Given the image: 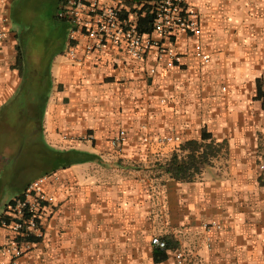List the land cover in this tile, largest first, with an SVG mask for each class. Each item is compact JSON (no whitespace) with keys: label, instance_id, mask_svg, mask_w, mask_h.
<instances>
[{"label":"crops","instance_id":"obj_1","mask_svg":"<svg viewBox=\"0 0 264 264\" xmlns=\"http://www.w3.org/2000/svg\"><path fill=\"white\" fill-rule=\"evenodd\" d=\"M18 1L0 0V220L41 177L53 198L44 237L19 264H178V251L183 264H264V0H185L202 35H153L180 56L174 67L156 49L140 61L114 46L98 64L73 62L64 0L39 27L23 20L35 0ZM102 1L135 21L152 2ZM38 30L49 36L30 40ZM169 133L182 142H158ZM206 134L224 152L193 180L174 179L166 163L187 154L178 146ZM11 164L24 173L7 181L17 187L7 199ZM211 221L225 226L208 232ZM156 236L176 244L162 262ZM13 237L0 225V260L11 261Z\"/></svg>","mask_w":264,"mask_h":264},{"label":"built area","instance_id":"obj_2","mask_svg":"<svg viewBox=\"0 0 264 264\" xmlns=\"http://www.w3.org/2000/svg\"><path fill=\"white\" fill-rule=\"evenodd\" d=\"M155 8V21L149 33H141L137 22L129 15H124L119 7L104 3L102 0H64L58 9V17L69 23L68 49L69 58L78 64L85 60L100 63L101 57L111 46L124 49L129 56L144 60L152 49L158 51L159 58H166L167 67H174L180 56L173 50L162 47L153 35H174L178 31L194 37L203 33L197 12L184 0H152ZM4 34L0 33V40ZM196 54L205 64L211 61L210 55L198 43ZM153 71V70H152ZM127 133L119 130L111 139L113 146L126 142ZM91 140L94 139L92 136ZM159 143L182 142V137L174 133L161 135ZM49 177H41L26 189L24 198L16 205H10V220H0V225L10 228L14 237L9 240L5 250L11 255L10 262L0 260V264H19V260L30 249L29 237L42 239L45 233V220L52 210L53 198L46 192ZM206 231L221 230L225 224L211 221L205 225ZM152 244L159 249H166L167 242L159 237L152 238ZM178 264H183V254L176 253Z\"/></svg>","mask_w":264,"mask_h":264},{"label":"trees","instance_id":"obj_3","mask_svg":"<svg viewBox=\"0 0 264 264\" xmlns=\"http://www.w3.org/2000/svg\"><path fill=\"white\" fill-rule=\"evenodd\" d=\"M156 13L153 5L145 4L138 12L137 25L141 33H149L153 29ZM226 142L211 139L209 134L204 135L203 141L191 140L180 144L178 149L182 152L187 151L186 155L174 154L166 166V171L176 180L191 181L202 173L204 168L212 164L213 159L221 155L226 149ZM21 194L17 199L12 200L6 209V218L10 220V205H16L18 200L23 199ZM28 241H39L37 237H29ZM166 249L155 248L154 256L156 262H162L168 258L169 250L176 248L173 237L167 236Z\"/></svg>","mask_w":264,"mask_h":264},{"label":"rangeland","instance_id":"obj_4","mask_svg":"<svg viewBox=\"0 0 264 264\" xmlns=\"http://www.w3.org/2000/svg\"><path fill=\"white\" fill-rule=\"evenodd\" d=\"M7 1H9V0H7ZM21 1L23 2L24 0L18 1L17 2V5L20 4ZM51 5H52L51 4V0H35L34 4H31L30 5V6H32L30 9L25 4L24 5V9H23V13H24V16H23L24 19L23 20H24V22L34 23L38 27L40 26V24L41 25H43V23L47 24L48 23V20L45 21V22H43L44 19L45 18H49L51 14L54 15V11H53L54 9L51 7ZM194 10L197 12V14L199 16L198 11L196 9H194ZM28 12H30V13L28 14ZM199 18H200V16H199ZM34 33L35 34H31V35L28 36V38H30V40L35 41L36 39H40V38L48 37L49 36L48 35L49 32H46V31H43V30L34 31ZM38 49H39L38 47H32L30 53L33 54V55H37L39 53V50ZM17 127L19 129H21V131H23V127H24L23 125H22V127L21 126H17ZM215 159H213V161ZM7 171L8 172H6L5 173V176H4L6 178V183L2 185L1 191H2V193H4V195H5L4 197L7 198V199H9V198H12L14 196V193L13 192L17 189V187L15 186V184L7 183V181L9 180V181H14L15 182L16 180H18L20 178V176L18 177V174L19 173H24V172H22L21 167H20L19 164L17 166L11 164L8 167ZM26 176L27 175L25 174L24 177H26ZM0 202H1L0 203V206H2V204L4 203V200L3 201H0ZM0 208H2V207H0Z\"/></svg>","mask_w":264,"mask_h":264}]
</instances>
